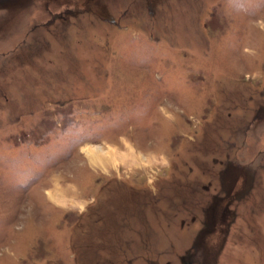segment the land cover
<instances>
[{"label":"rangeland","instance_id":"obj_1","mask_svg":"<svg viewBox=\"0 0 264 264\" xmlns=\"http://www.w3.org/2000/svg\"><path fill=\"white\" fill-rule=\"evenodd\" d=\"M0 264H264V0H0Z\"/></svg>","mask_w":264,"mask_h":264}]
</instances>
